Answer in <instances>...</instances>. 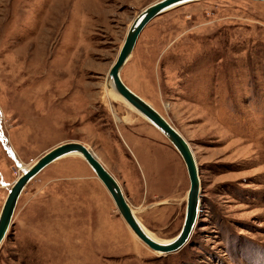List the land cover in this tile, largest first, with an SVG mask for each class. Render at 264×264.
<instances>
[{"label": "rangeland", "instance_id": "rangeland-1", "mask_svg": "<svg viewBox=\"0 0 264 264\" xmlns=\"http://www.w3.org/2000/svg\"><path fill=\"white\" fill-rule=\"evenodd\" d=\"M157 0H0V211L25 167L90 148L157 239L180 231L189 179L172 144L107 86L135 16ZM123 82L189 142L201 185L185 245L131 232L78 155L23 189L0 264H264V1L199 0L150 20Z\"/></svg>", "mask_w": 264, "mask_h": 264}, {"label": "water", "instance_id": "water-1", "mask_svg": "<svg viewBox=\"0 0 264 264\" xmlns=\"http://www.w3.org/2000/svg\"><path fill=\"white\" fill-rule=\"evenodd\" d=\"M194 1L199 0H157L142 9L130 24L116 59L107 73V83L108 81L111 82L114 92L154 126L172 144L184 162L189 179V188L184 221L179 233L169 242L158 241L151 237L133 212L118 181L96 154L79 141H65L47 150L30 167L24 168L8 189L0 211V244L9 229L19 196L28 182L55 160L66 155L77 154L83 158L103 184L123 220L141 242L160 254L175 252L185 245L195 226L200 208L201 185L194 153L185 137L157 109L123 82L120 70L133 51L138 36L150 20L169 9Z\"/></svg>", "mask_w": 264, "mask_h": 264}, {"label": "bare ground", "instance_id": "bare-ground-1", "mask_svg": "<svg viewBox=\"0 0 264 264\" xmlns=\"http://www.w3.org/2000/svg\"><path fill=\"white\" fill-rule=\"evenodd\" d=\"M107 86L110 88V90H111V92L115 95V96H117L118 98H120V99H122V100H124L120 95H118L116 92H114V90H113V88H112V85H111V82L110 81H108V83H107ZM125 101V100H124ZM126 102V101H125ZM127 103V102H126ZM127 105L129 106V107H131L135 112H137L139 115H141L137 110H135L131 105H129L128 103H127ZM142 116V115H141ZM143 117V116H142ZM144 118V117H143ZM145 119V118H144ZM146 120V119H145ZM75 155H77V154H75ZM78 156H80V155H78ZM81 157V156H80ZM82 158V157H81ZM83 159V158H82ZM31 165H29V167H30ZM26 168H28V166L27 167H25V169ZM133 212H134V210H133ZM142 224V223H141ZM144 227V226H143ZM145 228V227H144ZM130 229V228H129ZM145 230L147 231V233H149V235L151 236V237H153L154 239H156V240H158V241H165V242H169L171 239H169V240H160V239H157L154 235H152L146 228H145ZM132 232V231H131ZM134 234V233H133ZM134 236L136 237V235L134 234ZM137 238V237H136ZM138 239V238H137ZM139 240V239H138ZM140 241V240H139ZM158 253V252H157ZM160 254V253H159Z\"/></svg>", "mask_w": 264, "mask_h": 264}]
</instances>
